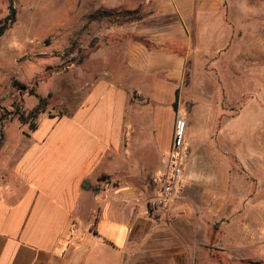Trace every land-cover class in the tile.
I'll return each mask as SVG.
<instances>
[{
  "label": "crops",
  "instance_id": "1",
  "mask_svg": "<svg viewBox=\"0 0 264 264\" xmlns=\"http://www.w3.org/2000/svg\"><path fill=\"white\" fill-rule=\"evenodd\" d=\"M235 2L118 0L128 14L109 21L117 37L110 53L118 58L93 77L77 108L42 113L21 132L25 141L10 151L8 166L0 163V264H223V256L233 264L249 250L238 229L227 237L238 247L224 243L220 223L255 204L254 194L231 188L232 179H248L236 151L226 152L233 160L211 192L192 168L198 157L185 136L180 198L166 209L150 203L167 172L177 116H186L190 132L203 97L206 86L193 73L213 59L216 71L227 64L235 71L222 60L235 44ZM237 116L226 117L227 127ZM164 121L170 138L161 147ZM85 181L98 190L85 189Z\"/></svg>",
  "mask_w": 264,
  "mask_h": 264
},
{
  "label": "rangeland",
  "instance_id": "2",
  "mask_svg": "<svg viewBox=\"0 0 264 264\" xmlns=\"http://www.w3.org/2000/svg\"><path fill=\"white\" fill-rule=\"evenodd\" d=\"M235 1L229 14L237 30L235 44L222 58L224 63L231 61L235 71L227 70L229 64L223 71H216V59H213L205 71L193 73L197 75V82L206 87L200 103L192 110L193 124L190 132L187 129L186 137L198 157L192 168L202 174L203 185L211 192L216 190L218 179L226 176L233 160L226 152L236 151V159L248 179L242 182L232 179L231 188L238 193L254 194L255 204L249 211L245 208L237 215L223 217L220 222H224L223 241L238 229L240 240L249 245V252L245 248L233 264H264V0ZM117 2L0 0V21L10 13L11 4L15 8V22L0 38V132L5 136L0 163L3 169L9 164L10 151L25 141L21 132H28L37 124L39 117L28 118V113L38 105L39 97L45 98L44 114L68 115L89 92L93 77L102 76L103 70L111 67L110 59L118 58L110 53L117 37L112 36L114 25L109 21L117 24L120 16L128 14L120 11ZM97 11L111 16L93 22L90 15ZM246 35L250 37L248 40L244 39ZM221 81L230 84L227 95ZM153 94L163 97L161 92ZM17 112L28 122L22 123L15 115ZM236 113L238 116L227 127L230 120L226 117ZM248 136L251 137L247 148ZM169 138L164 121L158 145L165 147ZM5 186L1 185L0 190ZM226 243L238 247L235 238H227ZM222 259L223 264H229L227 256Z\"/></svg>",
  "mask_w": 264,
  "mask_h": 264
},
{
  "label": "built area",
  "instance_id": "3",
  "mask_svg": "<svg viewBox=\"0 0 264 264\" xmlns=\"http://www.w3.org/2000/svg\"><path fill=\"white\" fill-rule=\"evenodd\" d=\"M186 116L179 113L175 122L172 147L168 155V168L157 196L151 200L152 206L168 208L180 198V193L185 186L183 171L186 162L185 154ZM76 225H72L75 229Z\"/></svg>",
  "mask_w": 264,
  "mask_h": 264
},
{
  "label": "trees",
  "instance_id": "4",
  "mask_svg": "<svg viewBox=\"0 0 264 264\" xmlns=\"http://www.w3.org/2000/svg\"><path fill=\"white\" fill-rule=\"evenodd\" d=\"M9 11H10V13L3 20L0 21V38L5 34V32L11 26V24H13L15 22V8L13 7L12 4L9 7ZM103 14L104 15H111L110 13H106V12H104V13L103 12H97V13L92 14V18L98 19ZM23 88L24 89H28V87H25V86ZM29 91H30V94H34V92L32 90H29ZM42 104L43 105L46 104L45 103V98L39 97L38 105L33 110H31L28 113V118H29V116H32L33 118H37L39 116V114L44 113L45 110H44V107H43ZM15 115L22 121V123H25V122L27 123L28 122V119L27 120H23V114L22 113L17 112ZM1 120H2V116L0 117V121ZM31 128L33 129L34 126H32ZM4 138H5L4 134L2 132H0V149L2 147ZM83 187L85 189H89V190H94V191L98 190V188L96 186H93L88 181H85L83 183Z\"/></svg>",
  "mask_w": 264,
  "mask_h": 264
}]
</instances>
